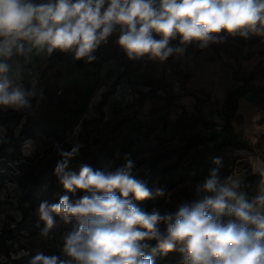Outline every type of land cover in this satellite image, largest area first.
<instances>
[{"label": "rangeland", "instance_id": "374dc122", "mask_svg": "<svg viewBox=\"0 0 264 264\" xmlns=\"http://www.w3.org/2000/svg\"><path fill=\"white\" fill-rule=\"evenodd\" d=\"M40 3L42 0H35ZM224 39L200 48L196 42L184 46L183 55L173 54L161 74L142 60H130L117 45L119 29L93 53L95 59H74V52L32 54L29 62L14 57L22 67L25 89L35 96L26 110L0 107V231L10 244L33 249L47 256L57 255L62 236L72 225L56 217L57 226L47 238L38 216L41 202L58 203L66 192L54 170L62 157L59 151L78 148L68 170L78 173L82 165L93 169L115 168L128 154L134 162L133 175L149 189H163L164 195L136 202L151 212H175L179 204L194 198V187L213 169L221 178L242 179L249 199L256 195L264 168V35L247 38L220 33ZM170 46H180L179 37ZM209 62L222 74L228 90L207 98L201 114L179 109L177 94L186 88L187 75L199 64ZM153 77L170 92L148 88L142 81ZM233 95L230 125L244 144L225 143L222 110L228 92ZM201 94V93H200ZM239 105V107H238ZM238 107V108H237ZM218 112L212 116L211 112ZM238 113V114H237ZM216 122H213V120ZM30 134L18 138L21 128ZM215 158L219 164L213 163ZM161 232L166 226L161 223ZM152 247L156 241H146ZM179 247V246H178ZM155 264H183L177 251L154 257ZM21 264H27V261Z\"/></svg>", "mask_w": 264, "mask_h": 264}, {"label": "clouds", "instance_id": "9594fccd", "mask_svg": "<svg viewBox=\"0 0 264 264\" xmlns=\"http://www.w3.org/2000/svg\"><path fill=\"white\" fill-rule=\"evenodd\" d=\"M117 29L116 43L130 60L165 61L193 42L200 48L221 42L222 32L264 35V0H0V107L26 110L35 96V82L24 88L14 57L29 62L33 53L59 51L92 62ZM177 37L180 46H170ZM77 151H59L54 172L66 192L84 195H63L38 208L43 238L57 226L56 217L72 225L62 236L64 258L39 251L16 258L28 257L27 264H155L157 253L178 250L183 264H264V168L256 171L261 179L251 199L241 178H221L213 169L195 185L190 202L162 214L134 202L163 196L164 190L137 179L128 154L114 169L82 165L76 173L68 162ZM152 240L155 247L146 243Z\"/></svg>", "mask_w": 264, "mask_h": 264}, {"label": "crops", "instance_id": "0c3cea01", "mask_svg": "<svg viewBox=\"0 0 264 264\" xmlns=\"http://www.w3.org/2000/svg\"><path fill=\"white\" fill-rule=\"evenodd\" d=\"M139 60H142V62L149 64L152 71H154L156 74H161L162 71L167 68V64L165 63V61H160L159 59H150L148 56H144L142 58H139ZM145 78H151L159 82V80L150 76L136 80L137 82L142 81L144 83V86L150 88V86L145 84ZM185 84L186 89L184 91L177 90L175 92H183L177 94L176 105L179 109L187 111L195 110V96L202 97V94H204L205 96L209 97L213 94H217L218 92H226L228 90L226 81L222 78V74L216 70L212 63L209 62L201 63L197 67H195V70L187 75ZM203 100L205 101L204 103L207 106V111L210 109V106L208 102H206L207 98H204Z\"/></svg>", "mask_w": 264, "mask_h": 264}, {"label": "trees", "instance_id": "16d2710c", "mask_svg": "<svg viewBox=\"0 0 264 264\" xmlns=\"http://www.w3.org/2000/svg\"><path fill=\"white\" fill-rule=\"evenodd\" d=\"M133 82H137V80H134ZM144 82L146 85H148L150 87L156 86L157 89H162L165 92H170L169 88L166 85L161 84L154 79L145 78ZM243 89H244V86L239 85L236 88L230 90L228 92L227 96L225 97V105H224V108L222 110V114L224 115V117H223V120H224L223 129H224V131H226L227 134L223 139L222 145H225V143H231V144H238V143L244 144V143H246L245 140H240L237 138V135L233 131V127L230 125V118L233 116L232 110L234 108V103H233L234 99H232V96L233 95L238 96V95L242 94ZM195 101H196L195 111L197 114H201L202 105L204 104L205 101L203 99H201L199 96H195ZM218 114L219 113L216 111L211 112L212 116H217ZM213 122H216L215 118H214ZM29 135L30 134H27L25 132V128L23 127L19 131L18 138H28V137H30Z\"/></svg>", "mask_w": 264, "mask_h": 264}, {"label": "built area", "instance_id": "2783aa9c", "mask_svg": "<svg viewBox=\"0 0 264 264\" xmlns=\"http://www.w3.org/2000/svg\"><path fill=\"white\" fill-rule=\"evenodd\" d=\"M11 240H5L3 233L0 231V264H21L28 260V257L16 258L17 254L27 251L30 255H33V249L24 246H18L10 244ZM57 256L63 257L62 249H57Z\"/></svg>", "mask_w": 264, "mask_h": 264}]
</instances>
